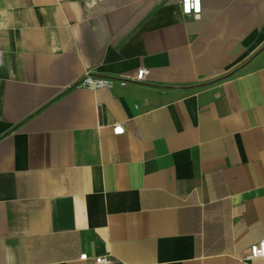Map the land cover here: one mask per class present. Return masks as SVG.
<instances>
[{
	"label": "crops",
	"instance_id": "1",
	"mask_svg": "<svg viewBox=\"0 0 264 264\" xmlns=\"http://www.w3.org/2000/svg\"><path fill=\"white\" fill-rule=\"evenodd\" d=\"M201 13L0 0V264H264V0Z\"/></svg>",
	"mask_w": 264,
	"mask_h": 264
},
{
	"label": "built area",
	"instance_id": "2",
	"mask_svg": "<svg viewBox=\"0 0 264 264\" xmlns=\"http://www.w3.org/2000/svg\"><path fill=\"white\" fill-rule=\"evenodd\" d=\"M181 4L182 13L188 17H199L202 12V2L203 0H199L198 8L195 7L196 0H179ZM1 57V54H0ZM150 70L148 68L142 67L137 70L136 75L127 76L122 75L118 77H107V78H92L88 76L84 78L79 84L86 86L88 88H97L101 86H108L114 82V80H118L121 84H127L130 82H144L147 80V77L150 75ZM114 134H124L126 128L123 124L114 123L112 125ZM250 254L247 256L248 259H256L260 257H264V238L259 240V242L254 243L250 247ZM81 259H88V253H83L81 255ZM94 264H112L114 258L110 255H97L93 259Z\"/></svg>",
	"mask_w": 264,
	"mask_h": 264
},
{
	"label": "snow or ice",
	"instance_id": "3",
	"mask_svg": "<svg viewBox=\"0 0 264 264\" xmlns=\"http://www.w3.org/2000/svg\"><path fill=\"white\" fill-rule=\"evenodd\" d=\"M198 6H199V0H196L195 7H197V8H198Z\"/></svg>",
	"mask_w": 264,
	"mask_h": 264
}]
</instances>
